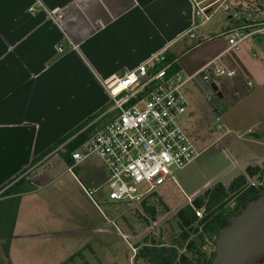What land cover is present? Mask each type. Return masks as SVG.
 <instances>
[{"label": "crops", "instance_id": "0c3cea01", "mask_svg": "<svg viewBox=\"0 0 264 264\" xmlns=\"http://www.w3.org/2000/svg\"><path fill=\"white\" fill-rule=\"evenodd\" d=\"M251 6L242 0L239 11H225L227 22L221 24L219 33L225 35L222 43L216 44L215 39L207 44L214 46L210 61L220 57V64L236 72L239 67L246 78L252 73L242 60L222 58L230 53H226L229 32L248 25L236 23L251 17ZM195 10L194 0H0V211L10 205V212H15L11 235L9 229L0 236L9 241L10 264H66L82 250L93 249L92 233L107 236L118 230L113 219L108 220L92 200L105 187V167H80L86 159L70 171L72 162L67 153V145L75 137L96 122L95 129L101 128L108 119L100 114L64 143L59 142L106 108L110 97L105 84L111 78L123 76L144 62L151 61V67L162 57L165 62L173 58L176 63L170 50L190 36L189 31L197 24ZM258 17L264 18V14L258 13ZM256 36L262 35L251 37ZM196 38L197 34L192 39ZM186 98L189 107L181 117L194 113ZM221 121L220 116L216 117L215 129H225ZM259 125L258 135L244 140L247 144L240 143L243 152L248 144L254 147L264 143L260 139L264 122ZM247 132L253 134L251 129ZM227 138V132H223L217 140H225L234 150L236 142ZM64 144L65 150L59 151L64 152L65 162L52 161L59 152L54 150L38 160L51 147ZM259 155L264 157L263 152ZM262 164L264 160L257 161L252 171H262ZM78 168L82 179L74 174ZM241 172L219 183L225 187L242 176L246 178ZM23 177L26 181L21 187L31 188L3 196ZM64 177L67 180H62ZM87 189L94 191L92 197ZM109 206L111 218L121 216L115 205ZM125 235L119 234L122 239ZM104 236L97 240L100 252L106 248Z\"/></svg>", "mask_w": 264, "mask_h": 264}, {"label": "rangeland", "instance_id": "374dc122", "mask_svg": "<svg viewBox=\"0 0 264 264\" xmlns=\"http://www.w3.org/2000/svg\"><path fill=\"white\" fill-rule=\"evenodd\" d=\"M248 13L253 18H259L258 12L253 7L249 8ZM196 21L200 23L198 18ZM223 22H227V17L224 8L220 7L214 13L213 18L195 31L196 39L190 38L189 35L185 36L181 42L171 48V53L177 58L178 69L191 75L207 63L208 59L210 61V56L214 53V46L207 44L210 40L215 39L218 41L216 44L222 43L220 40L225 35L223 33L219 35V33ZM226 41L227 45L228 36ZM229 57L236 61L242 60L243 65L252 75L247 73L248 77L246 78L239 67L234 77H213L212 81H206L199 75L186 84L183 90L190 105L194 108V113L191 117L189 114L181 117L180 124L189 137H195V143L200 147L201 152L197 159L187 167L177 170L172 177L157 184L155 191L144 202L103 201L107 200L109 194V187L105 183L100 195L95 194L92 200L102 209L108 220L113 219L118 230L111 231L107 236L98 232L92 233L93 249L88 247L82 250L66 264H149L139 255V252L144 246H150L153 242L152 239L164 248H171L173 245L176 247L178 255L185 254L190 257L191 254L186 248L187 244L191 240H196L202 227L199 226L200 231L195 232L194 229L197 225H190L184 217H181L180 211L186 205L191 204L203 191L214 188L219 182L231 180L233 176L242 173L241 171L246 175L245 180L238 183L232 191L226 190L225 201L228 207L234 209L238 204L242 205L240 204L241 199L253 187L252 182L256 184L253 188H264V164L260 166L261 173L252 171L255 168L252 166L257 161L264 160V157L259 155V153H264V143L255 144L254 147L248 144L245 152L240 147V143L247 144L244 140L254 138L259 134L261 128L259 123L264 122V36L247 38L241 43L239 50L230 52L222 60L226 61ZM249 81L253 85H249ZM212 83H216L220 88L223 97L213 90ZM111 104L109 102L105 109H109ZM219 116L221 122L225 124L223 130L215 129L216 117ZM248 129H251L253 134H249ZM223 132H227V139L236 142L233 145L234 150L230 149L229 144V147L227 146L225 140H217ZM260 135V139L264 142V132ZM239 151H242L243 156L239 154ZM64 156V152L59 151L54 155L52 161L59 159L61 162H65ZM49 162L51 159L46 161L42 167ZM65 166H67L66 163L63 167ZM83 166L100 169L104 167V164L99 157L92 156L81 163L80 167ZM247 166L250 167L246 171ZM58 169H62V165ZM74 174L82 179L79 168L75 170ZM62 180H67V177ZM231 185L225 186V188H229ZM138 187L144 191L150 185L144 182ZM74 193H77V189L74 190ZM111 204L116 206L117 213H122L120 217L112 216L111 218V207L109 206ZM10 208L8 205L0 211V214H3L0 215V235H4L10 229L13 218ZM200 210L204 216L203 209ZM119 231L126 234L123 237L130 244L119 236ZM103 236L106 238L107 244L105 251L100 252L97 240L100 238L102 240ZM6 239L0 236V247L4 246ZM202 250L210 256L214 252V241L205 238ZM0 264H8L7 258L1 257Z\"/></svg>", "mask_w": 264, "mask_h": 264}, {"label": "built area", "instance_id": "2783aa9c", "mask_svg": "<svg viewBox=\"0 0 264 264\" xmlns=\"http://www.w3.org/2000/svg\"><path fill=\"white\" fill-rule=\"evenodd\" d=\"M241 2L194 0L195 15L200 23L189 31L190 36L195 38L194 31L208 22L218 8L236 12ZM247 28L251 29L247 31ZM263 34L264 23L260 22L234 27L229 32L226 53L239 50L247 38ZM219 58L207 62L191 75L181 70L174 71L175 61L165 62L162 57L151 67V61L144 62L123 76L111 78L105 87L112 104L101 115L102 118L109 117L108 122L69 155L72 162L69 170L73 171L82 161L97 156L107 174L109 200L140 203L148 198L157 184L199 156L180 124L181 116L189 107L183 90L199 75L206 81H212L213 77H234L236 70L220 64ZM65 146L54 151L65 150ZM144 182L150 187L142 191L138 185ZM252 186L256 184L252 183ZM86 192L93 196V190L87 189ZM196 216L202 217L200 209H196Z\"/></svg>", "mask_w": 264, "mask_h": 264}, {"label": "trees", "instance_id": "16d2710c", "mask_svg": "<svg viewBox=\"0 0 264 264\" xmlns=\"http://www.w3.org/2000/svg\"><path fill=\"white\" fill-rule=\"evenodd\" d=\"M245 2H248L251 6V8H255L258 13L264 14V0H244ZM252 1H257V5L251 4ZM263 22L264 18L256 19L251 17H243L240 20L237 21L236 25L239 26L240 24H252L254 22ZM251 28H247V31ZM264 36V34L262 35ZM169 60H173V58H169ZM173 70H179L176 67V63L173 67ZM104 110H102L99 114L92 117L90 120H87L84 124L80 125L78 129L72 131L69 133L66 137H64L59 144L64 143L66 140H68L72 135L77 133L80 129H82L84 126L89 124L91 121H93L95 118L100 116V114L103 113ZM108 118V117H103ZM97 122L95 123L96 126ZM95 126L89 127L82 133H80L75 139H73L68 145H67V153L70 155L74 150H76L79 147H82L88 138L97 132L99 129H95ZM91 134V135H90ZM90 135V136H89ZM89 136L87 139L86 137ZM58 144V145H59ZM58 145L51 147L43 156L38 158V160L42 159L56 149ZM245 180V177L242 176L238 179H236L232 185L229 188H225L221 184H217L214 186V188H210L209 190L204 191L201 195L196 197L191 204L186 205L181 211L180 215L181 217H184V219L187 221L188 224L194 225L196 224V228L194 229L195 232L200 231L199 226H201V232L197 235L196 240H191L187 244V251L191 254V256H187L185 254L178 255L176 251V247L172 245L171 248H164V246H159L154 239H152V243L150 246H144L142 250H140L139 255L144 258L149 264H211L212 259L214 257V252L211 253V255H207L205 251L202 250L203 245L205 244V238L208 240L214 241L217 235L219 234L220 230L226 227L229 223V219L231 216L236 215L240 210L241 206L245 204L248 200L258 196L259 194L264 192L263 187L259 188H250V191L241 199L240 204L234 208L231 209L227 206L226 203V195H227V189H230L231 191L236 187V185L239 182H243ZM25 177L21 178L18 182L12 184L6 191H4L2 194L3 196L11 195V194H19L23 193L27 188L31 187H21V185L25 182ZM146 199H144L142 202H144ZM196 209H203L204 216L201 218L196 216ZM15 220V212L13 214L11 226H10V235L12 233L13 228V222ZM5 257L8 260L9 263V241H5L4 246L0 247V258Z\"/></svg>", "mask_w": 264, "mask_h": 264}, {"label": "water", "instance_id": "95a60500", "mask_svg": "<svg viewBox=\"0 0 264 264\" xmlns=\"http://www.w3.org/2000/svg\"><path fill=\"white\" fill-rule=\"evenodd\" d=\"M213 90L221 96L212 83ZM264 261V193L248 200L214 240L211 264H261Z\"/></svg>", "mask_w": 264, "mask_h": 264}, {"label": "flooded vegetation", "instance_id": "af4514ba", "mask_svg": "<svg viewBox=\"0 0 264 264\" xmlns=\"http://www.w3.org/2000/svg\"><path fill=\"white\" fill-rule=\"evenodd\" d=\"M261 264H264V261Z\"/></svg>", "mask_w": 264, "mask_h": 264}]
</instances>
